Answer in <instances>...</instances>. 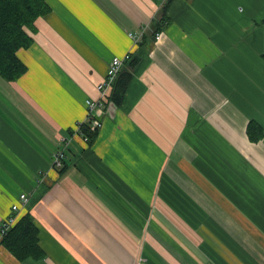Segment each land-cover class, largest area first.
Returning <instances> with one entry per match:
<instances>
[{
  "label": "crops",
  "instance_id": "crops-1",
  "mask_svg": "<svg viewBox=\"0 0 264 264\" xmlns=\"http://www.w3.org/2000/svg\"><path fill=\"white\" fill-rule=\"evenodd\" d=\"M47 2L26 71L0 78V224L25 192L45 255L0 244V264H264V0H171L159 40L163 0ZM127 52L85 142V101Z\"/></svg>",
  "mask_w": 264,
  "mask_h": 264
},
{
  "label": "trees",
  "instance_id": "trees-1",
  "mask_svg": "<svg viewBox=\"0 0 264 264\" xmlns=\"http://www.w3.org/2000/svg\"><path fill=\"white\" fill-rule=\"evenodd\" d=\"M171 0H163L160 9V19L155 22L153 33L163 28L165 23V9ZM50 11L47 0H0V78L6 81L16 80L26 71V65L18 57L17 50L26 48L33 42L27 32L35 30V21ZM167 22V21H166ZM135 59L130 58L125 62L134 65ZM128 69L120 71L108 97L117 105L129 81ZM251 122L248 125V130ZM99 129L91 131L87 124L82 125V133L88 135V142H92ZM62 168L59 171H62ZM0 244L4 246L17 259H40L45 253L39 245L38 229L33 222L29 211L17 217L15 223L3 233Z\"/></svg>",
  "mask_w": 264,
  "mask_h": 264
},
{
  "label": "built area",
  "instance_id": "built-area-1",
  "mask_svg": "<svg viewBox=\"0 0 264 264\" xmlns=\"http://www.w3.org/2000/svg\"><path fill=\"white\" fill-rule=\"evenodd\" d=\"M129 36L133 39V42H137L140 35L136 32H128ZM161 37V33L158 31L154 34L155 40H159ZM130 58V52L125 53L123 56H115L113 57L106 68L104 78L97 84V90L99 93V97L97 99L87 98L86 99V107L87 114L84 121H78L72 134H79L85 142H88L89 137L86 134L82 133V125L87 124L89 130L94 131L100 129L102 126V115L107 111V107H111L113 102L111 101L110 91L112 90V86L114 85L120 71L125 65V62ZM66 158V151L64 147L56 149L51 157V167L55 169H60L64 166ZM45 175L43 174L41 179ZM28 201V195L25 192H21L18 195V201L12 203L10 212L8 216L2 221L0 224V239L5 233L7 229H9L16 221L18 216V211L20 210L22 204H25Z\"/></svg>",
  "mask_w": 264,
  "mask_h": 264
}]
</instances>
